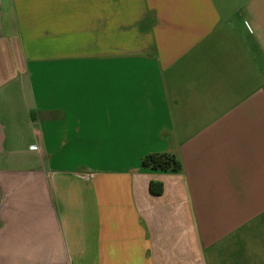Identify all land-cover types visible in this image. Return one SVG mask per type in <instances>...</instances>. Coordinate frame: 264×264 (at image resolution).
<instances>
[{"label": "crops", "instance_id": "crops-1", "mask_svg": "<svg viewBox=\"0 0 264 264\" xmlns=\"http://www.w3.org/2000/svg\"><path fill=\"white\" fill-rule=\"evenodd\" d=\"M0 264H264V0H0Z\"/></svg>", "mask_w": 264, "mask_h": 264}, {"label": "trees", "instance_id": "trees-1", "mask_svg": "<svg viewBox=\"0 0 264 264\" xmlns=\"http://www.w3.org/2000/svg\"><path fill=\"white\" fill-rule=\"evenodd\" d=\"M142 165L145 168L163 171H179L182 167L180 160L175 155L169 153L148 154L143 158ZM150 190L153 194L162 193V183L152 181L150 183Z\"/></svg>", "mask_w": 264, "mask_h": 264}]
</instances>
